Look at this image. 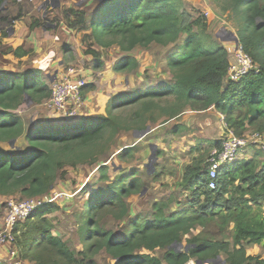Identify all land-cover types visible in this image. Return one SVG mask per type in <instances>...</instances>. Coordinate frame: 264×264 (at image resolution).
I'll return each instance as SVG.
<instances>
[{
	"label": "trees",
	"instance_id": "16d2710c",
	"mask_svg": "<svg viewBox=\"0 0 264 264\" xmlns=\"http://www.w3.org/2000/svg\"><path fill=\"white\" fill-rule=\"evenodd\" d=\"M8 2L16 5L19 0H0V10ZM89 2L96 5L91 13L68 8L64 16L67 27L82 37L85 54L97 61L96 68L101 62L95 47H118L129 54L153 44L175 46V52L165 59L169 83L111 97L108 106L115 113L107 116L45 121L27 129L17 111L28 101L43 105L51 96L50 86L39 69L1 74L0 146L8 147H0V198L48 195L66 167L97 164L120 132H143L149 122H156V111L172 119L186 109H215L224 117V127L238 137L249 130L264 135V0H210L217 11L235 20L238 42L257 67L237 82L229 76L233 51L214 41L207 19L194 17L182 0ZM41 26L42 21L35 19L30 29ZM13 52L18 57L28 54L22 47ZM135 63L130 58L122 60L115 71L129 73ZM211 146L218 148L221 141ZM124 154L130 156V151ZM206 166L195 163L185 170L182 184L193 198L189 210L167 214L168 205L156 203L152 219L139 216L130 220L126 199L141 191L143 183L134 177L136 173L118 175L87 200L81 234L88 244L78 253L53 232L47 216L56 207L42 203L14 230V257L19 258L12 264H97L95 257L102 251L114 264H188L217 260L222 255L226 264H264V246L259 255L247 251L248 246L264 243L262 157L254 155L222 168L215 190L209 188L208 162ZM99 170L101 181H109L108 167ZM4 205L0 203V221ZM105 214L119 222L130 220L121 235L101 226ZM211 222H219L222 228L233 224L232 241L192 238L186 240L188 251L172 248L181 245L194 229ZM157 250L161 257L154 255Z\"/></svg>",
	"mask_w": 264,
	"mask_h": 264
},
{
	"label": "rangeland",
	"instance_id": "374dc122",
	"mask_svg": "<svg viewBox=\"0 0 264 264\" xmlns=\"http://www.w3.org/2000/svg\"><path fill=\"white\" fill-rule=\"evenodd\" d=\"M24 1L27 4L24 6L21 4L12 5L14 8L11 6L12 3H6L5 8L12 7L9 11L10 16L8 18H3V16L0 18V71L21 73L26 68L34 66L40 55L48 51V40H51V36L61 38V34L67 32L64 28H61V32L51 31L52 27L59 25L61 21L66 24L64 16L66 9L82 8L86 12L91 13L96 7L95 3H88L89 0ZM182 1L184 8L192 12L194 17L204 16L207 19L208 32L214 41L231 52L236 42L234 37L236 34L235 20L233 18L229 19L228 13L221 14V12L217 11L210 0ZM23 8L26 11L34 8L37 15L34 18L41 20L44 28L48 30L45 32L40 31L39 38H36L39 42V52L36 53L38 47L32 48L29 52L28 60L25 59L24 61L14 55L13 50L16 47L12 45L9 48L2 38V35L14 26L13 21L23 17L22 14H18V10L21 13ZM1 14H4V11ZM3 19L7 21H3ZM75 36L80 40V44L83 46L81 49L85 52L86 46L83 45L82 37L78 32H75ZM26 46H28L27 43L22 47ZM95 49L100 53V61L104 63L101 71H95L94 68L97 61L92 60L90 57H88L89 64L86 61L83 62L87 72L81 75L78 72L79 69L75 68L78 78H83L88 83V87L84 90V95L93 89L95 91L96 89L100 91L107 89V86H105L108 75L106 69L112 68L113 70L118 62L127 58L136 61L135 68L129 73L123 72L120 74V85L117 88L119 94L129 95L144 92L149 89L150 84L152 86H160V84L169 82L170 73L166 67L165 59L167 55L175 52V46L162 47L153 44L149 49L137 48L129 54H124L118 47H112L107 50H102L99 47H95ZM52 57L55 56L52 55ZM72 58L66 60L69 65L64 64L62 68L57 67V70L60 69L62 73H67V70L71 68L70 64L75 62V57ZM51 76L54 77V74H50V78ZM129 76H133L134 80L127 85L124 78ZM50 78L43 76V80L49 86H51ZM92 81L94 82L93 84L89 83ZM90 86L93 89L89 88ZM95 95L97 96L94 93L88 105L97 109L101 103L97 101L98 99L95 98ZM110 95V98L114 96L112 92ZM84 108L86 107L83 106L82 108V118L92 120L115 113V110L109 108L108 102L105 110L99 115H89L88 111L85 110L84 112ZM88 110L90 111V109ZM17 113L24 120L27 129L31 125L34 126L41 123V117L58 122L71 120L49 111L45 104L37 106L30 101L24 103ZM214 114H216L214 111L209 110L196 112L186 109L179 117L171 119L160 115L156 111L154 113L156 122L148 123L147 129L149 131L142 138H138L142 131L120 132L97 164L79 165L75 168L66 167L49 193L52 198L51 203L56 207L47 216L52 221L54 234L61 237L74 252L78 253L85 250L88 242L84 240L81 234L83 220L86 218L85 204L93 193L106 189L118 175L122 174L136 173L134 177L139 178L143 183L141 191L132 194L126 199L130 209V220H134L139 216L142 219H152L155 212L153 205L156 203L167 204L168 207L165 210L167 214L169 212L189 210L190 202L193 198L191 197L192 193L183 187V176L186 168L195 163H202L206 166L209 155L213 150L207 145V141L216 142L221 139L223 128ZM253 131L255 130H249L244 135L251 134ZM151 145L154 147L150 148ZM128 150L130 151V156L124 154ZM248 152L250 155L253 154L252 156L256 155L261 158L257 148H250ZM101 166L108 167L107 176L109 181H101L99 170ZM25 199L27 198L16 195L10 198H0V203H5L4 211L6 212L9 200ZM262 210H264V203H262ZM129 221L119 222L113 220L109 214H105L101 219V226L116 235H121ZM232 237L233 231L229 227L221 228L219 222H211L204 228L197 227L194 229L190 235L183 238L181 247L177 246L176 248L185 251V248L189 247L186 240L192 238L232 241ZM262 253L263 249L258 254ZM17 258H13L12 261H4V263H16L18 261ZM225 259L223 255L211 264H226ZM95 260L97 264H111L112 262L110 256L104 251L96 255ZM188 264H197V261L192 260Z\"/></svg>",
	"mask_w": 264,
	"mask_h": 264
},
{
	"label": "built area",
	"instance_id": "2783aa9c",
	"mask_svg": "<svg viewBox=\"0 0 264 264\" xmlns=\"http://www.w3.org/2000/svg\"><path fill=\"white\" fill-rule=\"evenodd\" d=\"M234 62L230 65L229 76L232 81H239L252 72L257 70L251 57L238 44L233 50ZM76 70L69 68L67 73H61L59 79L51 83V96L44 103L49 111L57 113L63 117L74 119L84 104L83 90L88 85L83 78H74ZM222 122L224 117L221 115ZM250 148H257L264 161V135L253 132L244 137H238L232 130L225 127L221 146L213 148L209 155L208 176L209 188L215 190L218 187V176L222 168L232 165L239 161L241 157L249 159ZM44 200V199H43ZM39 198L25 200H9L8 210L5 212L0 226V249L3 247H13L15 243L14 230L16 226L27 220L42 203Z\"/></svg>",
	"mask_w": 264,
	"mask_h": 264
},
{
	"label": "crops",
	"instance_id": "0c3cea01",
	"mask_svg": "<svg viewBox=\"0 0 264 264\" xmlns=\"http://www.w3.org/2000/svg\"><path fill=\"white\" fill-rule=\"evenodd\" d=\"M18 4H21L24 6L27 3L24 0H19ZM12 5L14 6L15 4H11V6ZM11 6L9 8H5V6H3L1 8L0 18H2V16H3V18H8L10 16L9 11L13 7V6L12 7ZM3 11H4V14H1ZM18 14H22L23 17L21 19L14 20L13 21L14 26L11 29H9L6 33H4L2 35V38L4 39L5 44H7L9 46V48H10V46L12 47V45H13L17 49V48H21L26 43L28 44V46L22 47L23 50L28 52L27 55L18 57L14 53V55L17 58H20L24 61L25 59L28 60L30 50L32 48L39 46V42L37 40L39 38V32L40 31L45 32L48 30L44 28L43 24L41 27L34 28L33 30L30 29V26L33 22L32 19L35 20L34 17L37 16L34 8H33V10H28V11H26V9L23 8V11L21 13L18 10ZM61 28H64L65 30H67V32L62 33L61 38L58 36H55V37L51 36V38H50L51 40H48V48H49L48 51L40 55V58L35 62L34 66H30V67L26 68L24 71L29 70V69H39L43 73L42 77L47 76V78H50V74H54V77L51 76L50 81H51V79L54 80L56 78L55 77L56 75H58V79H59L60 73H62V72L60 69L57 70V67L62 68L64 66V64L69 65V64H67L66 60H69L70 58L75 57V62L73 64H70V67L74 68V69L75 68L79 69L78 72L81 75L83 73L87 72V69L83 66V62L86 61V63L89 64L88 57H90L92 60H95V59H93V57L88 56V55L85 56L86 55L85 52H83L81 49V47H83V46H81L80 40L75 36V32H77V31L71 30L69 27H67L66 24H64V22L61 21L59 23V25L53 26L51 31L61 32ZM72 33H74V34H72ZM0 37H1V32H0ZM234 37H235L236 42H235V46H233V50L236 48L237 41H238L236 34ZM66 46L68 47L67 50H65ZM38 52H39V47H38V50H36V53H38ZM52 55H54L55 57H52ZM100 62H101V67L96 68V66H95V68H94L95 71H101L102 68L104 67V63L102 61H100ZM120 62H118L115 66L119 65ZM115 66H114L113 70H112V68L106 69L108 75L106 77L107 78V82H106L107 84L105 86H107V89H103L101 91L98 89H96V91H95V89H93V90L88 91L84 95L85 102H84L83 106L86 107V108H84V112L86 110L89 112V115H92V114L93 115H99L100 113H102L105 110L106 103L109 102V100H110L109 98L111 96L110 95L111 92L114 96L122 95V94H119L118 89H117L118 86L120 85L117 83V80H118V77L120 76V74L122 72H115ZM49 72H50V74H49ZM8 73H15V72H13V71H6V72L0 71V75L1 74H8ZM17 73H19V72H17ZM112 74H114L113 78H111ZM73 77L77 78L78 73ZM165 79H167V78H165ZM93 81L89 82V83L93 84L94 83ZM168 83L169 82L160 84V86H165ZM149 86H150L149 89L158 87L157 85L152 86V84H150ZM94 93L97 94V96L95 95V98L98 99L97 101H99L101 103V105H99L98 106L99 108L97 107V109H94L93 106L91 108L88 105V102L90 101V99L92 98ZM83 106H82V108H83ZM82 108L79 112V115L76 118H82V114H81ZM88 109H90V111ZM209 111H214L216 113V114H214L216 116L215 118L218 119L220 121V124L222 125L221 126L223 128V131H221L222 136H221V139L218 140V141H222L223 135L225 133V127H224V123L222 122V119H221V114L219 112H217L215 109H209ZM93 117H95V116H93ZM76 118H74V119H76ZM41 120H42V122H45V121L50 122V119H47L45 117H41ZM213 143L214 142H211V141L208 142L207 141V145H209L210 148H214L211 146ZM242 160H244V156L239 159V161H242ZM226 198H228V196H226ZM40 199L41 200L44 199L45 201L44 200L43 201L46 203L52 202V198H51L50 194H48V195H46ZM180 211H183V210H180ZM180 211H177V212H180ZM170 213H175V212H169V214ZM4 214H5V212H4ZM1 221H2V219H1ZM1 221H0V225L2 223ZM228 227L231 231H233V229H234L233 224H230L225 228H228ZM226 241H229V240H226ZM263 246H264V243L261 244V246H255V245L248 246L247 251L249 254H258L261 251ZM257 247H259V248H257ZM256 251H258V253H256ZM14 254L15 253H14L13 247H11V246L10 247H3L0 249V261H3V262L4 261H12V259L15 258ZM147 254H150V253H147ZM151 254H153V253H151ZM154 255L157 257H161L162 252L160 250H157L156 252H154ZM225 258H226V256H225ZM111 260H112L111 264H114V260L112 258H111Z\"/></svg>",
	"mask_w": 264,
	"mask_h": 264
},
{
	"label": "water",
	"instance_id": "95a60500",
	"mask_svg": "<svg viewBox=\"0 0 264 264\" xmlns=\"http://www.w3.org/2000/svg\"><path fill=\"white\" fill-rule=\"evenodd\" d=\"M104 0H101V2H103ZM239 44V42L237 41V45ZM56 77V76H55ZM114 77V74H112V76H111V78H113ZM121 80V78L120 77H118V80H117V83L118 84H120V80ZM125 80H126V84L127 85H129L133 80H134V77L133 76H129V77H126V78H124ZM55 80V79H54ZM54 80L53 79H51V83L52 82H54ZM149 130L147 129V130H145V131H143V132H140V136L138 137V138H142L143 136H145L146 135V133L148 132ZM13 143V142H12ZM0 147H2V148H7L8 146L7 145H1ZM154 146H150V148H153ZM178 246H180V245H178ZM174 247H177L176 246V244H174L173 246H172V248H174ZM181 247V246H180ZM188 249H189V247H186L185 248V251H188ZM177 252H180L181 250H179V249H177L176 250ZM220 258V257H219ZM218 258V259H219ZM213 262H216V260H208V261H206V262H202V261H198L197 262V264H211V263H213Z\"/></svg>",
	"mask_w": 264,
	"mask_h": 264
},
{
	"label": "clouds",
	"instance_id": "9594fccd",
	"mask_svg": "<svg viewBox=\"0 0 264 264\" xmlns=\"http://www.w3.org/2000/svg\"><path fill=\"white\" fill-rule=\"evenodd\" d=\"M60 74H61V73H60ZM56 79H58V75H56V78H55V80H56ZM55 80H54V81H55ZM50 83H51V82H50ZM85 88H86V87H85ZM85 88H84V89H85ZM83 91H84V90H83ZM83 95H84V93H83Z\"/></svg>",
	"mask_w": 264,
	"mask_h": 264
}]
</instances>
